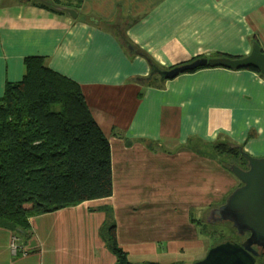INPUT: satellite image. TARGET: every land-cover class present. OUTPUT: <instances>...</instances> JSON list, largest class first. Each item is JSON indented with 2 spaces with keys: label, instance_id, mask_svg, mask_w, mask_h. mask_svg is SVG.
Masks as SVG:
<instances>
[{
  "label": "crops",
  "instance_id": "0c3cea01",
  "mask_svg": "<svg viewBox=\"0 0 264 264\" xmlns=\"http://www.w3.org/2000/svg\"><path fill=\"white\" fill-rule=\"evenodd\" d=\"M76 9L74 18L0 0V97L23 79L27 57L78 82L110 142L113 194L30 218L31 236L19 233L26 255L12 254L16 232L0 226V264H116L100 232L108 211L133 264L201 261L202 217L215 221L242 184L216 147L264 157V76L216 66L149 84L137 80L151 72L141 53L169 69L243 57L254 41L264 50V0H83Z\"/></svg>",
  "mask_w": 264,
  "mask_h": 264
},
{
  "label": "trees",
  "instance_id": "16d2710c",
  "mask_svg": "<svg viewBox=\"0 0 264 264\" xmlns=\"http://www.w3.org/2000/svg\"><path fill=\"white\" fill-rule=\"evenodd\" d=\"M16 1L59 13H65L58 9L60 6L80 8L83 2ZM120 37L127 48L132 46L130 52H142L133 47L124 33ZM141 54L151 69L164 70L149 55ZM195 59L198 57L192 61ZM204 67L216 66L199 68ZM247 69L260 73L254 67ZM25 70L23 79L7 83L0 97V226L28 238L30 218L108 198L113 194V178L109 139L92 115L81 85L53 70L41 56L27 57ZM137 80L151 84L161 79L150 72ZM238 147L235 144L216 147L219 155L227 153L234 159L225 162L230 171L233 163L248 165ZM100 232L116 255V264H133L118 243L116 224L109 211Z\"/></svg>",
  "mask_w": 264,
  "mask_h": 264
},
{
  "label": "water",
  "instance_id": "95a60500",
  "mask_svg": "<svg viewBox=\"0 0 264 264\" xmlns=\"http://www.w3.org/2000/svg\"><path fill=\"white\" fill-rule=\"evenodd\" d=\"M58 9L74 18L78 16L74 7L60 6ZM205 65L230 69L254 67L264 76V50L259 42L254 41L251 52L243 57H202L169 69L153 67L151 73H157L161 80H167ZM238 149L247 160L248 167L233 163L230 169L242 184L213 213L216 215L215 221L231 222L239 236L245 237V240L242 243L228 241L219 244L198 264H257L259 253L254 246H262L264 249V157L253 156L240 146Z\"/></svg>",
  "mask_w": 264,
  "mask_h": 264
},
{
  "label": "rangeland",
  "instance_id": "374dc122",
  "mask_svg": "<svg viewBox=\"0 0 264 264\" xmlns=\"http://www.w3.org/2000/svg\"><path fill=\"white\" fill-rule=\"evenodd\" d=\"M82 17H87L82 14ZM213 152L215 153L214 149ZM217 153V152H216ZM223 155H220L221 159L223 160V163L225 162H232L230 156L227 155V153H222ZM246 166V165H244ZM208 217L204 215L202 217V229L205 237V250H204V255L208 254V251L213 249L214 247L218 246L219 244H222L224 242H228V240H233L234 242H239L241 241V236H239L237 230H235L231 224V222L227 221H210V224H208ZM214 222V223H212ZM205 257H203L201 260H203ZM200 259H197L193 261V259L189 258H175V259H170V262L173 264H198ZM264 264V254L263 256L260 257V262Z\"/></svg>",
  "mask_w": 264,
  "mask_h": 264
},
{
  "label": "built area",
  "instance_id": "2783aa9c",
  "mask_svg": "<svg viewBox=\"0 0 264 264\" xmlns=\"http://www.w3.org/2000/svg\"><path fill=\"white\" fill-rule=\"evenodd\" d=\"M10 250L14 256L26 255L27 252L29 251L28 248H26V246L23 245L19 235L17 234L12 235L11 237Z\"/></svg>",
  "mask_w": 264,
  "mask_h": 264
},
{
  "label": "flooded vegetation",
  "instance_id": "af4514ba",
  "mask_svg": "<svg viewBox=\"0 0 264 264\" xmlns=\"http://www.w3.org/2000/svg\"><path fill=\"white\" fill-rule=\"evenodd\" d=\"M246 237H248V235ZM244 240H245V237H241V241H239V242L242 243ZM254 248L259 253V256L256 257L257 258V264H262V263H259V262H260V257L263 256V254H264V249H263L262 246H254Z\"/></svg>",
  "mask_w": 264,
  "mask_h": 264
},
{
  "label": "bare ground",
  "instance_id": "6f19581e",
  "mask_svg": "<svg viewBox=\"0 0 264 264\" xmlns=\"http://www.w3.org/2000/svg\"><path fill=\"white\" fill-rule=\"evenodd\" d=\"M15 234L19 235V233H18V232H16Z\"/></svg>",
  "mask_w": 264,
  "mask_h": 264
}]
</instances>
